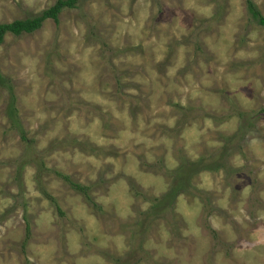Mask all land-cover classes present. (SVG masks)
I'll return each mask as SVG.
<instances>
[{
	"label": "rangeland",
	"instance_id": "374dc122",
	"mask_svg": "<svg viewBox=\"0 0 264 264\" xmlns=\"http://www.w3.org/2000/svg\"><path fill=\"white\" fill-rule=\"evenodd\" d=\"M56 1L0 0V24ZM202 160L172 205L136 197ZM0 264H264V28L247 0H81L5 35Z\"/></svg>",
	"mask_w": 264,
	"mask_h": 264
},
{
	"label": "trees",
	"instance_id": "16d2710c",
	"mask_svg": "<svg viewBox=\"0 0 264 264\" xmlns=\"http://www.w3.org/2000/svg\"><path fill=\"white\" fill-rule=\"evenodd\" d=\"M81 0H57L56 3L51 6L50 8L46 9L44 12H42L41 14L37 15L34 18H29L26 20H17L13 23H9V24H0V45L3 44L4 42V37L7 33H13L17 36L21 35L22 33H26V34H30V33H34L35 31L39 30L40 28H42V26L44 25L45 22H47L48 20H53L55 23H59V16L61 14V12H63L65 9H74L77 7L78 3ZM247 4H248V12L250 13V15L252 16V19L257 22V24H259L260 26H262L264 28V16L261 13V11L258 9V7L256 6V4L252 1V0H247ZM224 153H227V151H225ZM215 157L213 159H217L218 163L217 166L218 167H222L223 164V159L225 158L224 156H220L218 157L217 155H214ZM188 165L184 166V163L174 172H169L166 169H164V174L166 175V177L169 179L171 177H173L174 179L176 178L178 180V178H181L182 176L188 174L190 172H194L196 174H199V172H201L202 170L208 168V164L205 163V160L203 161H197L196 163L193 162H187ZM171 175V177H170ZM63 178L68 181L71 182V179L67 176H63ZM72 185L77 188L78 190L82 191V193L84 195H88V192L90 191V187H85L83 185H80L78 183H72ZM177 183H172V185L170 186V189L168 190L167 193H165L164 195H162L160 198H153L150 197L148 195H146L145 193H143V191L135 194L137 198H140L142 200H147V201H152L153 203V208L156 207H162L165 203H168L170 205H172L175 202V198L176 196L180 193V190L184 189V186L181 184V182L178 180V186H176ZM144 212L143 216L140 217L138 220L139 222L143 223L144 221H148L150 219H152L154 217V213L153 212ZM145 219H142V218ZM175 217H177V215H175Z\"/></svg>",
	"mask_w": 264,
	"mask_h": 264
}]
</instances>
